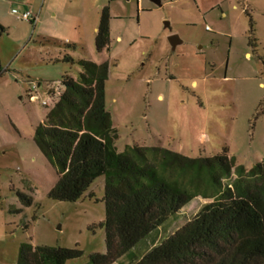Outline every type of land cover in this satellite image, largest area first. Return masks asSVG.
<instances>
[{"label":"rangeland","instance_id":"1","mask_svg":"<svg viewBox=\"0 0 264 264\" xmlns=\"http://www.w3.org/2000/svg\"><path fill=\"white\" fill-rule=\"evenodd\" d=\"M29 1L0 0V264H16L22 242L83 252L63 264L105 252L104 229L93 227L105 214L103 176L77 201L50 199L57 173L33 141L53 104L48 91L57 94L64 73L77 77L78 59L107 63L104 100L117 151L160 146L193 158L225 151L246 170L264 159V0ZM101 5L110 6V32L97 51ZM12 8L37 21L18 19ZM170 34L181 39L174 49ZM37 83L39 99L29 100ZM213 199L198 194L132 252L144 253Z\"/></svg>","mask_w":264,"mask_h":264},{"label":"trees","instance_id":"2","mask_svg":"<svg viewBox=\"0 0 264 264\" xmlns=\"http://www.w3.org/2000/svg\"><path fill=\"white\" fill-rule=\"evenodd\" d=\"M108 43L104 6L94 45L101 51ZM63 60L72 61L67 55ZM76 63L81 70L76 78L61 76L59 96L35 126L33 141L57 173L50 199L77 201L96 178H104V219L93 227L104 229L105 252L89 254L84 264H112L121 257L127 264H264V159L246 170L225 151L195 158L160 146L117 151L104 100L107 63ZM232 171L235 179L223 185ZM16 194L21 203H30L29 196ZM198 194L214 199L144 253L132 252ZM82 254L76 247L22 242L16 264H63Z\"/></svg>","mask_w":264,"mask_h":264},{"label":"built area","instance_id":"3","mask_svg":"<svg viewBox=\"0 0 264 264\" xmlns=\"http://www.w3.org/2000/svg\"><path fill=\"white\" fill-rule=\"evenodd\" d=\"M139 1V0H137ZM11 12L18 18L21 20H27L29 22H31L32 24H34L37 21V15L32 14V12L29 9H17V8H12ZM60 86V85H59ZM40 88V86L38 84H32L31 89H29L28 91V98L29 100H38L39 96L37 94V89ZM61 89H58V92L56 95H54L53 90H49V96L53 99V103L55 100H57L59 93H60ZM41 103L43 105L47 104L46 100L42 99ZM53 105V104H52Z\"/></svg>","mask_w":264,"mask_h":264},{"label":"water","instance_id":"4","mask_svg":"<svg viewBox=\"0 0 264 264\" xmlns=\"http://www.w3.org/2000/svg\"><path fill=\"white\" fill-rule=\"evenodd\" d=\"M150 1L157 6H161L160 0H150ZM164 27H169V22L165 21ZM168 41L171 45V49H174L177 44L181 43V39H179V37L176 34H170V36H168Z\"/></svg>","mask_w":264,"mask_h":264},{"label":"crops","instance_id":"5","mask_svg":"<svg viewBox=\"0 0 264 264\" xmlns=\"http://www.w3.org/2000/svg\"><path fill=\"white\" fill-rule=\"evenodd\" d=\"M136 1H137V0H136ZM29 2H30V4H31V3H32V0H30ZM137 4L140 5V4H141V0L137 1ZM31 6H32V4H31ZM31 6H30V7H31ZM105 6H106V5H105ZM101 7H102V5H101ZM107 7H108V10H109V7H110V6L107 5ZM25 9H27V8H25ZM109 27H110V20H109ZM109 32H110V28H109ZM37 84L41 87V84H40V83H37Z\"/></svg>","mask_w":264,"mask_h":264}]
</instances>
